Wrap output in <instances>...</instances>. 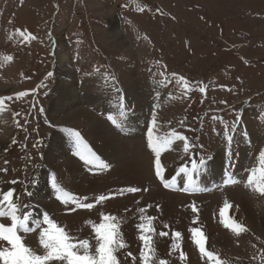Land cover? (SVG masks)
Returning a JSON list of instances; mask_svg holds the SVG:
<instances>
[{"label":"rangeland","instance_id":"obj_1","mask_svg":"<svg viewBox=\"0 0 264 264\" xmlns=\"http://www.w3.org/2000/svg\"><path fill=\"white\" fill-rule=\"evenodd\" d=\"M116 28L124 44L115 42ZM56 52L69 54L81 99L99 100L87 108L102 123L51 112L55 99L66 110L73 103L58 91ZM138 82L151 105L146 110H138L130 96L139 93ZM0 86V190L14 189L20 214L31 215L35 230L20 234L37 254L44 252L39 244L47 227L44 215L74 242L88 240L93 249L94 227L112 216L125 244L115 252L119 264H143L141 235L151 236L155 246L150 264H214L201 255L193 228L206 235L207 249L223 264H264V232L256 231L250 214L264 228V194L247 186L264 152V0H0ZM109 129L122 137L121 162L134 154L143 157L144 151L152 155L154 184L139 182L129 168L116 171L103 156L98 137ZM150 131L161 141L173 133L186 137L161 151L169 187L156 175ZM75 132L97 163L76 155ZM51 141L66 148L56 168L45 163ZM141 142L134 151L127 149ZM218 156L222 165L212 173ZM75 166L82 172L78 182L71 175ZM182 167L188 171L181 173ZM54 176L69 194L67 203L57 199ZM230 177L238 183H228ZM194 182L200 189L188 192ZM89 203L91 209L80 206ZM226 203L231 207L222 217ZM228 217L248 231L235 234L223 223ZM0 223L10 221L0 218Z\"/></svg>","mask_w":264,"mask_h":264},{"label":"snow or ice","instance_id":"obj_2","mask_svg":"<svg viewBox=\"0 0 264 264\" xmlns=\"http://www.w3.org/2000/svg\"><path fill=\"white\" fill-rule=\"evenodd\" d=\"M7 59L11 60V57ZM26 93H20L18 95L23 96ZM10 99V98H9ZM4 104V98H0V106ZM114 125L120 127V124L113 116L108 117ZM153 121V126H155ZM74 144L77 149L76 155H78L87 164H94L97 161L96 154L89 148L88 144L84 141L79 132L74 134ZM174 140L184 141L186 137L180 136L176 133L172 134V137H166L163 141L159 137H156L152 131L148 133L149 147L155 153V168L156 175H160L161 165V151L167 149L173 144ZM233 136H227V141L231 142ZM205 161L200 160L199 166H204ZM107 167V165H101ZM198 165L194 162L192 165V171H196ZM181 173L188 171L186 167L180 169ZM191 180V176H189ZM15 183V181H13ZM228 183H238L233 178H229ZM53 188L57 191V199L64 203L68 202L67 197L69 194L65 192L58 184L56 177H53ZM169 187L167 183L164 185ZM247 186L251 187L253 191H257L264 194V152L260 153L259 166L250 170V175L247 177ZM129 192H138V188H129ZM15 190H0V218H6L10 221L8 225L0 223V242H6L8 247H0V264H119L115 252L125 247L123 243V237L118 230V224L112 223L116 218L112 216H104L105 223H101L94 227L96 233V245L94 249L90 246L88 240L74 242V238L71 237L63 227L57 225L48 215L43 216V223L47 225L39 234V244L42 246L43 254H37L34 250L26 246L23 242V237L20 232L24 233L32 232L35 229L30 227V221L32 217L30 214H20V207L14 200ZM31 195V193H29ZM106 197L101 196L98 199L103 201ZM86 199V198H85ZM83 208L91 209L93 204H82ZM230 204H225V208L221 210V216H226V210L230 208ZM195 211V208H193ZM225 227L232 230L235 234L247 232L246 226L236 222L231 217H228L223 221ZM39 227V225H37ZM142 231L145 230L143 224L138 226ZM147 231L153 232L154 229L149 227ZM192 236L194 242L198 245L199 251L202 256H206L209 260L214 261V264H223V262L215 255L214 252L207 249V237L199 228H193ZM161 236L167 235L165 232L160 233ZM176 238L181 237V233H175ZM140 239L144 241V251L141 252L143 264H150L152 256L155 253V246L152 243L151 236L141 235ZM178 247V245H176ZM131 255V253H129ZM181 257L184 258L183 253ZM159 264H165L164 261H160Z\"/></svg>","mask_w":264,"mask_h":264},{"label":"bare ground","instance_id":"obj_3","mask_svg":"<svg viewBox=\"0 0 264 264\" xmlns=\"http://www.w3.org/2000/svg\"><path fill=\"white\" fill-rule=\"evenodd\" d=\"M115 27H117V25ZM115 36H116L115 37L116 38V41H115L116 43L117 42H120L122 44L125 43L123 41V38H121V35L119 34L118 28L115 29ZM129 52H131V51H129ZM55 56H56V61H57V65H58L57 66V70H58V75H59L58 78H57L58 91L66 93V95H68L69 98L72 99L73 103H72V106H71L72 109L66 110L64 108H61L62 106L60 105V102H59L60 99L59 98L55 99L53 101V103H52V106H51V112L55 114V113H58L59 111H64V112H66V118H69V119H75V118L83 117V118L88 119L89 121H92L94 124L102 123L101 120L96 115H94V113H92L91 110H89L87 108V105L90 106L89 104L91 102L99 104L98 103L99 100L96 99V98L94 99L93 97L92 98L90 97L89 98L90 102H89V101L82 100L81 97H80V89L78 87L79 83L77 81H75V79H74V70H73V66L71 64V60H70L69 54H67V52H56ZM69 64L71 66H69ZM63 78H66V80H63ZM137 87L139 88V93H136V95L134 94V95H130V96L135 101L138 110H146L147 107L151 106V105H149V101L145 98L147 93L144 90V88H143L141 83L138 82L137 83ZM0 88H1V86H0ZM89 95H92V94H87L86 97L89 96ZM141 134H142V132H140V136H142ZM253 135H254V137H256V133H254ZM121 140H122V137L120 138V136H118L115 133V131H112V130L109 129L108 131L99 134L98 141H100L102 143V145H101V147H98V148L100 149L101 153L103 154V156L105 158L109 159L110 161L114 162L117 165L116 171L119 172L120 170H123V169L126 170V168H129L131 170V172L133 174H135V175L131 174L132 177L136 176V178L139 179V182H142V183L150 182V183L154 184L153 180H152V177H155L154 174H153V169H152V167H153V159L151 158L152 155L150 156L147 152L145 153V151L143 150L144 151V156L143 157L134 154V157L129 158L128 160L121 162V159L118 156L119 151L123 148V144H122L123 141H121ZM140 144H142V142L141 143H137V144L136 143L130 144L129 146H127V149L131 150V152H132L135 149L139 148L141 146ZM58 145H59V147H57L56 143H53V141H51V143L48 145L49 148H48V150L46 152L45 163H46L47 166H49L51 168H56L58 166L57 162L58 161L60 162V160H58V159L59 158L60 159L63 158V156L65 155V151L64 150H66V148L64 146V143H59ZM59 151H61V152H59ZM66 162L70 163V164L74 163L72 160H70L68 158L66 159ZM102 164H104V163H102ZM148 164H149V166H147ZM212 165H213V172H212V169L210 168V166H208L209 168L207 170V173H211V172L214 173L215 169L219 168L220 167L219 165H222V160L219 158V156L215 158V160H214ZM75 168H76V171L72 172L71 175H72L73 180L74 181L76 180L78 182L81 179L82 172L77 168V166H75ZM203 173H204V171H203ZM204 174H206V173H204ZM131 175H129V176L131 177ZM166 175L167 174L163 173L162 167H161L159 176H160V178L162 179L163 182H165V183L167 182L168 183L169 176H166ZM210 176H211V178L214 177V175H210ZM212 180L215 181V178L212 179ZM172 186H174V185L172 184ZM199 186H200V184L198 182L197 183L194 182L191 185H189L188 188L190 190L196 191V190L200 189ZM157 191L161 192L160 190H157ZM157 191H155V192H157ZM37 192L38 191L35 190L33 195L38 194ZM161 193L164 194V192H161ZM150 195L152 196L153 193L150 194ZM37 197H40V196H37ZM39 200H41V199L39 198ZM242 201L244 202L243 204L245 206V209H247L248 211L251 210L252 207L249 204V201L248 200H244V199H242ZM43 205L46 208H51L52 207L51 203H45ZM250 214H251L252 223L254 224V228L256 229V231L258 230V231L263 233L264 232L263 231L264 228L259 226L257 223H255V221H256L255 214H253L251 211H250ZM34 221H36V220H34ZM80 223H82V222H80ZM85 223L86 224L85 225L83 224V225L85 227H89L90 223L89 222H85ZM34 224H35V222H33V225H30V227H32V226L34 227ZM75 226H76V224L74 226H72V227H75ZM222 240H227V242L230 243V241L226 237L222 238ZM194 264H195V262H194Z\"/></svg>","mask_w":264,"mask_h":264}]
</instances>
